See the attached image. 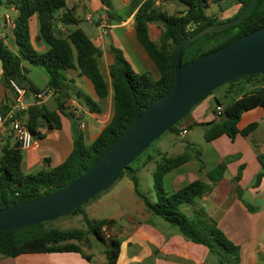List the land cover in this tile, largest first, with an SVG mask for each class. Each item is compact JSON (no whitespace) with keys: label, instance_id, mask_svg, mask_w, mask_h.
I'll return each mask as SVG.
<instances>
[{"label":"trees","instance_id":"trees-1","mask_svg":"<svg viewBox=\"0 0 264 264\" xmlns=\"http://www.w3.org/2000/svg\"><path fill=\"white\" fill-rule=\"evenodd\" d=\"M100 1L108 7V12L111 14L109 10L112 7L111 0ZM157 1L159 0H134L131 9H137L135 14L137 37L156 64L159 78L154 80L145 73H137L123 51L112 46L114 63L110 66L109 72L114 91V115L111 121L91 144H86L84 134L76 123L74 148L69 157L58 167L45 169L37 174H25L22 171L23 151L19 143L16 147L6 145L0 156V203L5 201L6 206H9L21 200H33L51 194L81 176L119 140L146 106L172 87L176 77L174 58L178 44L184 37L192 36L207 26L220 23L206 13L207 0H179L187 6V10L178 15L161 10ZM233 1L240 4L241 8L229 20L237 18L251 2V0ZM0 7H14L17 10L13 29L17 51L11 49L0 38L3 83L7 89L13 90L11 85L13 80L25 90V94L35 92L38 96L47 91H53L56 94L58 111H50L42 102H36L26 110L17 113V117L27 124L33 135H39V128L60 129L62 116H70L66 105V98L70 95L65 75L69 69H78L82 75L87 76L93 82L101 101L107 99L109 86L99 64L101 49L78 26L79 21L70 10L58 16L59 11L67 7V0H0ZM35 15L39 23V38L46 45V51H39L32 40L30 20ZM154 22L162 25L159 43L153 41L149 34V24ZM59 23L71 27V32L62 35L58 30ZM262 27H264V0H257L245 20L239 25L207 34L186 47L183 51L182 63L224 47ZM24 60H29L45 71L49 78L45 90L39 89L29 78L28 69L23 65ZM225 85H228V88L223 90V95L227 97L236 92L243 93L247 86L250 88L243 95H237L235 99L227 103L217 98V106H222L224 111L218 119L203 124L212 125L205 131V140L208 142L222 135H228L232 139L238 134L246 136L259 126L258 122H253L243 130H239L238 123L244 112L257 107L264 108V74L243 76ZM8 99L12 103L17 102V98L9 97ZM11 109L12 106L6 104L0 111L7 114ZM190 113L191 111L169 131L181 135L183 130L181 131L179 123ZM158 156L160 158L156 159ZM155 159L153 174L156 198L152 201L140 191L137 173ZM258 159L263 170L257 176L256 185H259L264 178V154H260ZM192 160L197 161L201 168L204 167L200 150L193 153L189 147L177 156H168L158 151L156 155H149L142 165L134 167V162L130 164L121 172L119 179L125 175L129 176L135 185L136 193L144 199L147 207L154 214L176 227L188 240L208 247L210 253L217 257L218 264H240V246L227 237L218 227L217 222L208 220L202 211L190 217L181 209L183 204L194 203L198 197L207 193L211 185L197 179L174 192H168L165 189V176ZM227 163L228 159L207 173L212 183L222 179ZM236 178L239 180V176ZM84 205L73 213L82 212ZM85 219L88 218L85 216ZM110 222V220H103L91 224L88 221L87 231L47 228L46 222L3 231L0 232V256L16 257L21 254L40 252H82L80 244L73 241H86L84 240L86 234L94 233L106 243L102 228ZM119 250L118 239H111L107 243L108 264H116Z\"/></svg>","mask_w":264,"mask_h":264},{"label":"crops","instance_id":"crops-1","mask_svg":"<svg viewBox=\"0 0 264 264\" xmlns=\"http://www.w3.org/2000/svg\"><path fill=\"white\" fill-rule=\"evenodd\" d=\"M133 1L111 0L112 7L109 9L111 14L100 0H67V7L59 11L58 16L70 10L79 21L78 26L101 49L99 64L109 86V96L101 101L93 82L87 76L75 68L67 70L65 75L70 96L66 98V105L70 116H62L60 129H38L39 135H34L33 146L22 150L21 167L25 174H37L62 164L73 151L74 130L77 124L84 134L86 144H91L111 121L114 115V91L109 72L110 66L114 63L112 46L123 51L137 73H145L154 80L159 78L156 64L138 40L135 21L137 9H131ZM223 1L226 0H207L206 6V13L220 23L233 18L241 8L240 4L227 0L229 9H224L220 5L219 10L215 11V4H222ZM157 5L172 15L187 10V6L179 0H159ZM5 8L2 16L10 14L15 20L17 10L14 7ZM3 17L0 18V23ZM33 18L34 16L30 20L32 40L39 51H46V45L39 38V23ZM62 27L67 34L71 32V27L64 24ZM149 34L153 41L159 43L162 25L150 23ZM0 38L11 49L17 51L12 28H3L0 25ZM23 65L28 69V76L33 83L39 89L45 90L49 81L47 74L29 60H24ZM2 76L0 61V110L6 104L14 108L17 102L12 103L8 99V89L2 81ZM38 98L35 92L26 93L23 102L26 109L36 102H42L50 111H58V102L53 91H47L45 96L39 98L40 100ZM207 108L208 103H203L198 110H191L183 119L181 126V131L186 130V133L180 136L191 135L183 147L184 149L190 147L193 152L200 150L204 167L201 168L195 160L189 161L169 172L164 178V186L168 192H174L197 179L210 184L211 189L207 193L198 197L194 203L183 204L182 211L190 217L202 211L208 220L217 222L227 237L240 246V264H257L264 256V178L256 185L257 176L263 170L258 156L264 154V108L257 107L242 114L238 123L239 130L253 122L259 123L258 128L250 134L246 136L238 134L234 139L222 135L210 142L205 140L204 134V139L199 144L200 141L195 139L192 133L194 131L192 126L218 119L217 106L211 113ZM6 145L10 147L18 145L11 123L0 124V156ZM180 150L182 149L172 154L178 155ZM166 154L173 156L168 151ZM226 159L227 169L222 179L212 183L207 173ZM128 179L130 180L129 176L125 178ZM131 185L129 183L130 187ZM134 192L130 193L128 201L125 202L127 207L111 215L109 219L111 222L102 228L106 246L111 239L120 241L116 264H218L217 257L210 253L208 247L188 240L176 227L154 214L144 199L136 193L135 185ZM96 205H99V202ZM95 209L96 206L92 205L86 212L90 214L96 211ZM90 246L88 241H82L80 244L82 252H40L16 257L0 256V264H108L107 248L100 251L101 254H97Z\"/></svg>","mask_w":264,"mask_h":264},{"label":"water","instance_id":"water-1","mask_svg":"<svg viewBox=\"0 0 264 264\" xmlns=\"http://www.w3.org/2000/svg\"><path fill=\"white\" fill-rule=\"evenodd\" d=\"M257 0H251L241 14L219 24L207 26L184 37L174 58L175 82L162 96L146 106L119 140L81 176L51 194L0 203V232L56 220L73 213L100 193L108 190L151 144L177 124L203 98L243 76L264 74V27L232 43L182 63L183 51L207 34L242 23ZM8 96L16 98L14 90Z\"/></svg>","mask_w":264,"mask_h":264},{"label":"rangeland","instance_id":"rangeland-1","mask_svg":"<svg viewBox=\"0 0 264 264\" xmlns=\"http://www.w3.org/2000/svg\"><path fill=\"white\" fill-rule=\"evenodd\" d=\"M222 5L225 8L229 9L230 6L227 5V0L223 1L222 4L217 3L215 4V11H218L219 6ZM6 8L0 7V18H2L3 14L5 13ZM36 22H38L37 16L35 15L34 18ZM158 24V23H157ZM160 39H158V42ZM43 70V69H42ZM44 71V70H43ZM45 72V71H44ZM225 88H228V85H224L221 88L216 89L209 95H207L205 98H203L193 109L198 110V108L201 107L203 103H208L207 111L209 113L212 112V110L217 106V98L223 102L227 103L237 97V95H243V93L247 92L250 87H246L243 93L236 92L234 94H230L228 97L223 95V90ZM183 124V121L179 123V126L181 127ZM212 125H203V124H197L193 125L192 129L194 130L192 133L201 143L204 139V132L207 129H210ZM181 135H177L176 133H173L172 131H167L164 133L159 139L155 140L151 146L142 154V156L134 162V167H137L139 165H142L143 162L147 159L149 155H156L158 150L163 151V153H166L168 151L169 153H175L174 151L178 149L180 150V154L185 152L186 142L188 139H190L191 135L188 134L187 137H180ZM173 146H176L173 147ZM173 147V148H172ZM194 153V152H193ZM173 156H177V154H172ZM179 155V154H178ZM160 157H158L159 159ZM154 169H155V162H149L146 167H144L140 172L137 173L139 178V189L140 191L147 195L151 200H155V190H154ZM128 177L125 175L123 179H118L111 188L108 190L100 193L95 198L90 200L88 203H86L83 206V211L78 213H71L69 215H65L63 217H60L56 220L46 222L47 228H55L59 230H75L80 229L87 231L89 229L88 221L91 224H95L97 221H103V220H109L111 215L117 214L121 209L127 207L128 198L130 196V193L134 192V185L131 179L125 180V178ZM125 180V181H124ZM129 183L131 187L129 186ZM100 200H103L101 202ZM99 205H96L98 204ZM101 202V203H100ZM92 205L96 206V211L90 212V214H87V209L91 207ZM85 216L88 218L85 219ZM84 240L88 241L90 243L91 249L95 251L97 254L102 250H105L107 248L106 243L99 239L96 234L94 233H88L86 234V237ZM76 244H81V242L74 240L73 241ZM83 244V243H82ZM257 264H264V256L260 258V261Z\"/></svg>","mask_w":264,"mask_h":264},{"label":"built area","instance_id":"built-area-1","mask_svg":"<svg viewBox=\"0 0 264 264\" xmlns=\"http://www.w3.org/2000/svg\"><path fill=\"white\" fill-rule=\"evenodd\" d=\"M0 25L3 28L14 29L15 22H14V19L11 17L10 14H6L3 17ZM58 30L60 31V33L62 35H67V32L62 27V23L58 24ZM11 85L13 87L15 94H16L17 104L7 114H3L0 111V124L11 123L13 125L15 137H16L19 145H20V148L22 150H25V149L32 147L34 144V135L30 131L29 127L27 126V124L25 122H23V120L21 118L17 117V113L19 111L26 110V107L23 104L24 96H25V90L22 87H20L13 80L11 82ZM45 94H46V92H43V93L39 94L38 97L41 98V97L45 96ZM223 111H224V108L222 106H217L216 113H217L218 117L221 116ZM185 133H186V130H183L181 135H183Z\"/></svg>","mask_w":264,"mask_h":264}]
</instances>
